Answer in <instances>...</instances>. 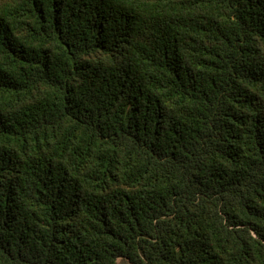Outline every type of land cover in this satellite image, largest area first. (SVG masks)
<instances>
[{
	"label": "trees",
	"instance_id": "obj_1",
	"mask_svg": "<svg viewBox=\"0 0 264 264\" xmlns=\"http://www.w3.org/2000/svg\"><path fill=\"white\" fill-rule=\"evenodd\" d=\"M0 264H264V0H0Z\"/></svg>",
	"mask_w": 264,
	"mask_h": 264
}]
</instances>
